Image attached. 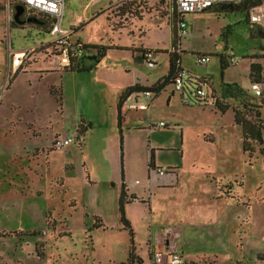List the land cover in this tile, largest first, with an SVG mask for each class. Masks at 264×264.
Instances as JSON below:
<instances>
[{
	"label": "rangeland",
	"instance_id": "1",
	"mask_svg": "<svg viewBox=\"0 0 264 264\" xmlns=\"http://www.w3.org/2000/svg\"><path fill=\"white\" fill-rule=\"evenodd\" d=\"M164 2L65 0L61 24L75 29L71 39L99 42L105 56L96 63L91 49L86 64L95 69L75 73L48 59L44 47L27 50L12 82L3 29L21 50L47 40V26H12L13 14L8 21L0 5V264H150L157 253L170 264L168 253L182 250L181 264H264V134L262 145L243 149L232 108L240 100H221L223 110L187 105L168 84L147 100L149 110L128 111L118 129L119 89L169 72L175 18ZM184 18L188 34L175 45L181 66L210 78L220 96L224 84H239L254 102L263 98L264 82L255 96L249 70L251 62L264 70V34L245 10L220 5ZM140 42L156 51L154 66L111 47H136L140 56ZM200 55L209 61L198 62ZM50 65L53 71L40 72ZM260 112L264 120V106ZM74 133L75 142L55 146ZM123 185L133 236L120 221ZM96 217L103 227L93 228Z\"/></svg>",
	"mask_w": 264,
	"mask_h": 264
},
{
	"label": "built area",
	"instance_id": "2",
	"mask_svg": "<svg viewBox=\"0 0 264 264\" xmlns=\"http://www.w3.org/2000/svg\"><path fill=\"white\" fill-rule=\"evenodd\" d=\"M13 2V1H12ZM241 2H247L249 7L247 9V19L256 27H260L264 31V0H174L171 5L172 16L175 18V37L177 42H180L181 38L188 34L189 24L184 18L186 14L201 12L209 9L212 6L218 4H238ZM18 4L25 8V14L27 18L41 17L43 20L47 21V26L51 21L49 39L47 43L52 45L53 53H56L57 59L55 62L59 67H68L72 63L78 62L83 56L90 57L91 54L86 51L84 43L80 40L73 41L71 35L74 32L73 29H67L62 26V19L65 8V0H14V4ZM39 20V19H38ZM173 20V17H172ZM41 22V20H39ZM32 23H37L31 21ZM26 21V23H31ZM37 24H42L37 23ZM177 51V48H176ZM26 52H19L17 54L11 53L13 56L12 64L13 66L19 67L25 59ZM144 61L150 65L154 66L156 64L155 52L151 49H145L141 53ZM231 62H236L233 56L229 57ZM209 61V57L206 55H200L198 57V62L205 63ZM173 86L175 89L182 92V97L185 103L196 102L198 104L208 105L214 104L218 105L221 99L211 91L212 82L209 78H197L194 74L190 73L187 69L178 63L174 78ZM252 91L256 95H261V84L254 82L251 85ZM155 94L150 90H143L139 92L132 93L124 101L123 107L125 109H140L146 110L150 108L148 104V99H152ZM165 125V123H161ZM77 139L75 133L71 136H67L64 139H56L55 146L58 148L69 146ZM166 169L159 168L157 172L159 174H164ZM157 259L152 261L150 264H155L161 262V254H156ZM170 264H181L182 256L180 253L170 252L168 253Z\"/></svg>",
	"mask_w": 264,
	"mask_h": 264
},
{
	"label": "trees",
	"instance_id": "3",
	"mask_svg": "<svg viewBox=\"0 0 264 264\" xmlns=\"http://www.w3.org/2000/svg\"><path fill=\"white\" fill-rule=\"evenodd\" d=\"M220 5L227 7L228 9H230L232 11L243 8L245 10L246 17H247V9L249 7L247 2H241L238 4H218L215 6H220ZM215 6H212V7H215ZM212 7H210V8H212ZM206 10H208V9H206ZM38 19L43 20L41 17H38ZM51 23L52 22L50 21L48 26H47L46 32L48 33V36H49V32H50L49 28L51 26ZM12 24H13L12 26L16 25V23L14 21L12 22ZM15 27H18V26H15ZM174 29H175V27H174ZM260 31H262L264 34L263 30H260ZM175 35L176 34L174 33L173 45H174L175 50L172 52H169L170 53V60H169V72H168V74L150 86L142 85L139 83L128 86L120 95L118 105H117V125H118V129L120 131V134H122L123 129H124V127H123L124 114H123L122 108H123L124 101L127 99L128 96H130L132 93L143 91V90H150L155 95H157L161 91L165 90V88L168 84H173L174 73H175V70H176L178 63L180 62V55L177 53L176 47H175L176 43H178ZM42 47H44V54L46 55V57H48L50 60H53V61H55L57 59L56 53H53V51H52V45L45 42V43H43V45L40 48H42ZM84 47H85L86 51H88V52L91 51V49L96 50V53H97L96 63H98V61L101 57L105 56L106 51H107V47L101 46L99 44L89 43V44H84ZM111 47L116 48V49H130V47L119 46L117 44H115L114 46H111ZM145 49L146 48L141 49L140 52H142ZM139 59L144 60V58L142 57L141 54H140ZM87 62H89V57L83 56L79 59L78 62L72 63L71 66L61 67V68L65 72H86V71H91L92 69L95 68L96 64L91 63V64L87 65L86 64ZM221 63H222V66L224 68H226L228 66V61H225V59L223 57L221 59ZM22 64L19 66V68H21ZM262 71L264 72L260 63L251 62L250 70H249V79L252 81V83L257 82V83L261 84L264 82V79L261 75ZM17 72H19V70H17ZM10 81L12 82V79H10ZM253 94L255 96H258V97L262 96V94L256 95L254 92H253ZM250 96H251L250 93L246 89L242 88L239 84H224L222 86V97L224 99L225 98L226 99L227 98H233L236 100H240V106H234L232 108H233V113H234V122L237 125H239L242 129L243 149L245 151L246 150L250 151L252 149L253 143H256L258 145H262L263 144V134H264V120L261 118V112H260L261 108L264 106V96H263V98L261 97L257 103L254 102V100H256V99L254 97H250ZM249 97L251 98V100H248ZM216 106L218 108H220L221 110H223L225 107V106H222V103H220ZM85 128H86L85 126H80L78 128L79 137L81 136V138H78L77 143L80 147H82L84 144V134H85V130H86ZM260 151L264 155V148L263 147H261ZM149 166L151 169L155 168V163H154V160L152 157L149 161ZM133 198L136 199V196L133 195L132 199ZM128 201H130V200L128 199L126 188L123 185L121 188V193H120V198H119L120 221L126 229L130 230V233L133 236L134 232H133L132 226H131L129 220H127V218L125 216V211H124V204ZM103 226H104V223H103L102 219L99 217H96L95 218V224L93 225V228H99V227H103Z\"/></svg>",
	"mask_w": 264,
	"mask_h": 264
},
{
	"label": "crops",
	"instance_id": "4",
	"mask_svg": "<svg viewBox=\"0 0 264 264\" xmlns=\"http://www.w3.org/2000/svg\"><path fill=\"white\" fill-rule=\"evenodd\" d=\"M13 1V2H12ZM174 0H165V2H164V4H163V8L165 9V10H167V12H168V19H170V17H171V15H172V12H171V10H172V8H171V5H172V2H173ZM0 5L1 6H3L2 7V9H5L6 11H7V20L9 21L10 19L9 18H11V15L13 14V20H14V22L16 23V24H19V26L20 25H25L26 24V22L25 23H21L20 21H22V16L23 15H25V10H24V12L19 16V22L14 18V16H15V14L18 12V10L19 9H17L16 8V6H19L18 4H14V0H3V2L2 3H0ZM99 13H102L103 14V10L102 11H100ZM100 15V14H99ZM94 17H96V16H93L92 17V19L94 18ZM13 22V21H12ZM40 25V27H43V26H41V24H39ZM175 26V25H174ZM6 27H7V25H6ZM4 28L3 29V31H2V34H3V40H6L7 39V41H8V51L9 50H11L12 49V53L13 54H17V53H19V52H27V50H31L32 49V53L34 52V51H36L37 50V48H40L42 45H43V43H45V42H47V40L49 39V36H48V38H47V40H44V41H41L39 44H37V45H35V46H32V47H30V48H28V49H21V50H16L15 48H12V47H10V38H9V32H8V30H7V28ZM22 27H24V26H22ZM42 29V28H41ZM41 29H39V30H41ZM73 29V28H72ZM73 31H75V29H73ZM78 40H80L81 41V39H78ZM88 43H91V44H99V42L97 43V42H88ZM100 45V44H99ZM112 45H115V44H112ZM117 45H119V46H125V45H120V44H117ZM140 47L142 48V49H144V48H148V49H151L149 46H145L142 42H140ZM143 46V47H142ZM126 47H130V49L133 51V55H134V57H136V58H139L140 56L138 55V51L137 50H135V48L136 47H132L131 48V46H126ZM151 50H153V49H151ZM154 51V50H153ZM154 52H156V51H154ZM36 53H38L37 51H36ZM35 53V54H36ZM142 52H140V54H141ZM92 55V54H91ZM26 58V57H25ZM12 59H13V57L12 56H10L9 57V60H8V71H11V73H14L13 75H14V77H12V81H13V79L14 78H16L17 76H18V73L19 72H17V70H18V68L19 67H17V66H13V64H12ZM49 59V58H48ZM93 59V58H92ZM23 61H24V59H23ZM56 63V62H55ZM181 65V64H180ZM54 66H49V67H46L45 69H44V72H49V71H53L54 69ZM95 69V68H94ZM43 70V69H42ZM93 70V69H92ZM40 72H42V73H44L43 71H40ZM65 72V71H64ZM76 73V72H75ZM193 74V73H192ZM210 79V78H209ZM211 80V79H210ZM211 82H212V80H211ZM137 83H139V84H142V85H146V86H150V85H152V84H154V83H148V82H141V81H137L136 83H131V84H128L127 86H125V87H122V88H120L119 89V91H118V101H119V97H120V95L122 94V92L128 87V86H131V85H134V84H137ZM214 92H215V94L222 100V102H223V100H225L223 97H222V89H221V96L214 90ZM155 96H157V95H155ZM185 103V102H184ZM151 104L152 103H150V107H151ZM185 104H187V103H185ZM190 103H188L187 105H189ZM150 109V108H149ZM148 109V110H149ZM131 110H134V111H139L140 109H125V107H123L122 108V111H123V114H124V121H123V127H124V125H125V119H126V117H127V113H128V111H131ZM164 184L167 186V185H169V182H164ZM180 255L182 256V258L184 257V251L182 250L181 251V253H180Z\"/></svg>",
	"mask_w": 264,
	"mask_h": 264
},
{
	"label": "water",
	"instance_id": "5",
	"mask_svg": "<svg viewBox=\"0 0 264 264\" xmlns=\"http://www.w3.org/2000/svg\"><path fill=\"white\" fill-rule=\"evenodd\" d=\"M18 10V12L15 14L14 18L19 22V16L24 12L25 8L23 6H16ZM26 21L28 22H31V21H34V22H37V23H41L38 19L36 18H27L26 20H22L20 21L21 23H25Z\"/></svg>",
	"mask_w": 264,
	"mask_h": 264
},
{
	"label": "flooded vegetation",
	"instance_id": "6",
	"mask_svg": "<svg viewBox=\"0 0 264 264\" xmlns=\"http://www.w3.org/2000/svg\"><path fill=\"white\" fill-rule=\"evenodd\" d=\"M26 14L24 16H22V20H24L27 17ZM41 22H42L41 26H43V27H46L47 26V21L46 20H41Z\"/></svg>",
	"mask_w": 264,
	"mask_h": 264
}]
</instances>
